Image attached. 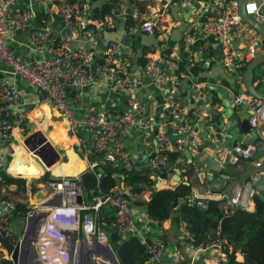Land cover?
Instances as JSON below:
<instances>
[{"label":"built area","instance_id":"1","mask_svg":"<svg viewBox=\"0 0 264 264\" xmlns=\"http://www.w3.org/2000/svg\"><path fill=\"white\" fill-rule=\"evenodd\" d=\"M22 0H0V61L3 62L19 79L25 80L32 87L43 90L49 102L54 104L66 119L68 128L75 132L82 128L86 134L80 139L82 146L89 153L100 155L94 165L108 164L122 166L125 171L133 169L130 160V152L123 136L132 129L147 131L153 125L154 115L163 111L166 115L162 129L156 135V142L167 141V131L172 138V150H190L192 170L199 177L200 183L207 186L211 180L223 182L224 189L220 192H206L192 195L197 206L207 209L209 201H224L223 209L232 210L241 208L251 209L250 199L258 191L254 182L264 175L263 170L254 171L253 175L245 181V185L235 183L231 172L221 171L220 167L213 170H200L199 160L205 152H211L213 147L201 149L202 143L200 132L210 126L212 141H226L232 137L230 130L235 126L234 118L225 119L222 129L212 125L210 115L211 99H208L210 90L206 83L219 86L226 79L229 81L227 98L234 109L248 113V123L251 128L259 130L264 126V101L250 95L244 86L243 74L247 64L263 51L264 42L256 29L247 22L241 20L238 13V0H206V3L197 0H163L160 8L153 15L140 13L138 7L129 4L128 0H120L118 6L110 13L100 18L91 15L90 0H27L32 7L41 8L47 16L57 15L61 17L67 33L52 32L43 27L29 29L33 17V9L23 8L15 10V4ZM209 5L206 8V5ZM175 5L185 8L188 13L189 23L181 25L171 23L163 24L164 16H167ZM206 11L201 19L199 14ZM245 13L256 22L264 25V0H245ZM132 15V20L137 24L141 33L155 35L159 39L162 52L169 43L172 31L178 26L183 35L182 52L188 59L187 68H191L200 62L202 50L195 53L192 50L194 32L198 29L204 38H215L220 42L221 66L227 77H217L215 82H202L197 77L187 72H177V59L181 46L178 43L172 45L168 55L155 57L148 56L144 65V73L153 82L158 97L149 104L144 103L138 97L139 85L132 77L126 65V58L134 55L133 48L119 41L110 42L102 51L99 60L94 63L93 80L104 86L113 87L123 95H127L126 108L121 112L106 111L101 108H93L78 119L75 110L68 100V90H76L85 85L90 79V67L93 63L91 51L87 48L73 49L69 46L71 39L80 36L86 37L94 45L102 31L114 25L117 16ZM201 22V29H199ZM13 26L18 31H27L28 47L35 54L41 55V60L31 63L21 55L14 52L7 41V27ZM237 43L238 47H233ZM242 46V49H239ZM245 50V52H243ZM189 79L190 99L193 108L188 112L181 108L177 99L180 80ZM254 86L264 87V74L253 81ZM241 88H244L243 90ZM260 91V88H257ZM18 90L14 81L0 87V171L8 170L10 152L8 143L14 136V130L23 126L28 119V112L19 109ZM163 106V107H162ZM237 113V112H236ZM240 114V113H238ZM208 130V129H207ZM229 156L226 163L234 165L242 161L244 166L253 165L259 167L261 160L256 144L242 140L237 143L232 151L218 149L217 157ZM190 160L178 157L174 165L186 166ZM147 167L152 173L167 167L166 155H150ZM176 178L178 176H175ZM123 178V175L121 176ZM121 178L118 179L120 182ZM155 179V177H152ZM181 180V178H180ZM157 188H172L177 185L175 178L164 180L156 177ZM76 179L64 174L55 178L51 177L46 182L49 195L45 201L35 204L25 213L16 209L12 200L4 198L0 194V239L13 245L29 233L31 248L21 253V264H74L75 261H86L93 256L91 264H111L102 259V253L97 255L99 245L109 246L108 230L99 225L102 216L99 214L100 207H108L113 211V220L109 223L111 229L117 231L122 237L127 235L138 236L144 241L145 252L149 256L147 264H172L163 258L165 243L159 235L148 237L144 228L137 225L141 213L135 206L122 197L123 191L118 187L110 189L104 194H92L91 203L85 204L82 188ZM123 183V182H122ZM228 187V189H225ZM151 191L143 194L147 201ZM81 197V202H79ZM93 210L81 218V211ZM17 218L20 229L13 220ZM156 223V222H155ZM83 235L86 242L81 243L79 236ZM96 236V241L92 238ZM70 237H74L76 243L70 248ZM180 237L188 241L192 246L194 255L203 254L207 250L218 248L221 244L219 239H208L198 244L192 243L190 231L183 229ZM113 249V248H112ZM12 251L0 252L1 259L11 260Z\"/></svg>","mask_w":264,"mask_h":264},{"label":"crops","instance_id":"2","mask_svg":"<svg viewBox=\"0 0 264 264\" xmlns=\"http://www.w3.org/2000/svg\"><path fill=\"white\" fill-rule=\"evenodd\" d=\"M138 1L141 3L143 2V0ZM198 1L203 3L207 2L206 0H197L196 5L199 3ZM162 2L163 0H149V3H144L141 7L138 8L140 10V13L142 14L146 13L153 15V13L160 8V4H162ZM29 7L33 9V17L30 21L29 29L33 30L46 27L52 32H62L64 34L67 33L61 17L57 15L47 16L46 14H44L41 8L32 7L27 0H22L15 4L16 11ZM176 7L178 8V10L176 9ZM173 9H175V15H173L172 13ZM186 13L187 12L185 11L184 7L175 5L172 8L171 12L167 16H164L163 24L165 26L171 23L175 24L178 23V20L183 26L190 24L189 19L187 20V22L182 21L183 16ZM171 16H173L174 19H172ZM126 18V16H117L114 25L104 29L96 44L94 45H92L89 40L83 36L71 39L69 42V46L73 49H89L93 57V63L90 67L89 81L76 90H68L67 94L68 100L72 104L75 110V115L78 119L84 116L88 112V110L93 108H101L106 111L112 112H121L126 108L127 95H123L115 88L104 86L92 79L94 72V63L96 62V60L100 59L103 49L112 41H119L121 43L128 44L134 50V55L128 56L125 62L128 70L132 74V77L137 81L139 85L138 97L142 99L146 104H149L152 100L158 97V92L153 85L152 80L144 73V66L142 67L138 63V57L141 55V47L143 46L140 42V38L143 33H141L137 28L136 23H126ZM177 28L180 27L178 26ZM180 30L182 29L180 28ZM6 38L10 48L29 62L36 63L41 60V55L35 54L28 47L27 31H18L13 26H8ZM191 47L194 53L198 49L202 50V54L200 55V62L197 64V66H201L204 68L202 74L206 77V79H208L207 81L215 82V78H223V74L221 73V70L223 69L221 66L222 55L219 40L215 38H204V36L201 35L200 30L197 29L194 32L193 44ZM242 48V46H239V49ZM150 54L158 57L161 55V51L159 49L153 48V52L149 53L148 56ZM262 70L264 71V65H262ZM11 81H14L18 90L19 109L28 112V119L26 123L31 122L35 126L34 130L30 134V144H33V142H35V144H39L41 143L40 141L45 138L49 142H51L53 148L59 154V161H57V163L53 164L50 167H42L38 163L33 164L32 161L35 162L33 152L29 150L23 143L24 138L22 136H26L29 133L25 123L23 126L14 130V136L8 143V150L11 153L10 164L13 165L15 169L19 171V173H22L18 176H14L13 178L25 179L26 186L29 188L31 185H34L37 180H44V182H41L40 184L43 188V183L46 184V182L51 179V177L55 178L59 174H64L73 179H76L82 171L86 170L87 168L96 166L94 164L99 160L100 155L93 152L89 153L87 149H85L80 143V139H84L86 137L84 130L82 128H77L75 132H71L68 128L66 119L61 116L59 109L54 104L48 101L46 94H43L40 88L32 87L27 81L19 79L17 76L13 75L11 70L3 62L0 61V87L6 85ZM259 88L260 91L264 93V87L259 86ZM241 89L243 90L244 88ZM228 90L229 84L223 81V84L218 86V90L216 92H213L214 97L212 99L219 98L216 94L217 92H221L223 96L226 97ZM186 92V85H182L178 88L176 96L181 108L188 112L191 104L186 100ZM212 107L213 106L210 102V108ZM213 109L216 112H220L223 109L221 100L214 104ZM235 111L237 113H241L239 112L241 111V109H235ZM210 117L212 116L210 115ZM222 118L226 122V118ZM165 120L166 115L161 110L154 115L153 125L147 131L132 129L124 134L123 141L129 149L130 160L134 168L147 169L148 158L151 154L164 149H171L173 141L169 140L168 136L166 142L155 141L157 133L162 129H166V126L163 124ZM211 120L213 123L214 120L212 118ZM207 129L208 134L210 135L212 129L210 128V126L207 127ZM262 130H264V126L259 128L260 134H262ZM38 132H41V134H38ZM166 134H168V131ZM63 137L66 139H64ZM244 140H246L247 142H252V138L250 137V135L244 136ZM77 144H79V146ZM16 148L19 149L15 150ZM209 148L212 149V147ZM258 156L261 162H264V156H262L260 153ZM182 158L187 159L185 156H182ZM220 158L222 159V157ZM187 160H190L191 162L190 158H188ZM36 166L48 172L46 174L39 173V175L35 176L33 175V171H37ZM52 171H55V173ZM174 178L176 177L174 176ZM243 179L239 184L244 186L245 181ZM32 180H35V182H28ZM187 181L188 179L186 180V182ZM158 184L159 182H155V185ZM192 186L193 187L191 192H194V196L197 193H200V190H198V184L193 183ZM118 187H120V190L123 191V194L129 196V199L132 202L145 201L143 199V194L145 191L149 190L147 186H144V190L141 193H131L129 187L125 186L122 182H120V185ZM14 189V185L8 187V190L10 191H13ZM37 190L38 189L36 188V191ZM47 193H45V191L43 192V197H40V202L45 201ZM32 194H34V192L25 193V196L28 195L27 200H31V202L32 199L29 198H31ZM224 203V201H220L219 207L217 206L216 209L218 210L219 208L220 211H224ZM250 203V211H252L254 209L253 199H250ZM136 208L141 213L137 225L144 228V232L148 237L160 235L161 233L165 235L166 243L163 255V258L165 260L169 261L172 264H218L220 262V252L218 249L207 250L203 254H199L197 256L194 255L192 253V245L188 241H185L180 237L183 231V225L180 227L181 231H179L178 234L174 228L171 229V221H166L162 225H158L157 223H155V221H152L145 216V210L143 206H136ZM13 222L16 223L18 228L20 229V224L17 218H15ZM4 251H7V249L0 243V252L4 253ZM237 257L241 259V254L238 253Z\"/></svg>","mask_w":264,"mask_h":264},{"label":"trees","instance_id":"3","mask_svg":"<svg viewBox=\"0 0 264 264\" xmlns=\"http://www.w3.org/2000/svg\"><path fill=\"white\" fill-rule=\"evenodd\" d=\"M94 1L96 0H91V2ZM128 1L129 4L136 7L149 3V0H143L142 3L138 0ZM119 2L120 0H107L106 5L102 9L92 10V17L100 18L106 13H110L113 8L118 6ZM171 18L174 19L173 16ZM182 21L187 22L184 19ZM126 23L135 24L131 14L127 16ZM175 43L181 46L179 58L177 59V72H187L191 76L197 77L199 81H207L208 79L202 74L204 71L203 67L194 65L189 69L187 68L188 59L186 54L182 52V34L176 37L171 34L168 46L161 54L168 55L172 45ZM152 52L153 48L151 47H141V55L138 57L140 66L143 67L145 65L148 60V54ZM262 74H264V71L261 65L255 69L253 81ZM224 82L229 84L227 79ZM255 87L259 88L258 85H255ZM219 100V98L211 99V104L214 105ZM185 151L164 149L154 152L152 155L159 154L168 157L167 167L154 173L149 168L136 169L133 167L132 170L125 171L120 165L111 166L107 164L87 168L76 178L82 188L84 203H91V193H107L117 185V180L123 175L121 181L125 186L129 187L131 193H141L144 190V186H147L151 191L149 199L143 202H132L129 196L122 194V197L133 206H143L145 216L148 219L155 221L158 225H162L164 222L169 221L170 214L174 211L176 216L170 222L171 229L174 228L179 234V231H181L180 227L183 225V229L190 231L194 245L209 238L219 239L221 244L218 248H215L220 252V262L218 264H264V194L261 192L253 194L254 209L252 211L241 208L226 211L223 209L224 211H220L219 208L218 210L216 209L217 206L219 207V201H209L207 209H202L192 199V184L186 183L189 178L188 171L193 169L191 162H186V166L174 165V161L178 157L185 156L187 159H192L191 155L189 156ZM37 171V175L48 172L41 169H37ZM174 176H178L182 180L176 186L172 188L155 187L156 177L169 180L174 178ZM152 177H155V179ZM243 180L246 181L247 178L245 177ZM11 185L15 186L13 191L8 190ZM28 190L33 193L36 188L34 185H31L30 188L27 187L26 180L23 178L9 177L0 180V194L4 198L10 200V197H17L22 199L20 201H12L16 204V209L21 213H25L31 208L23 201ZM180 200H184V202L180 204ZM86 213H93V210L81 211L82 219ZM99 214L103 217L99 221V225L103 229L108 230V240L119 263L147 264L149 256L145 252V243L148 240L144 241L134 235L122 237L117 231L111 229L109 223L113 220V211L108 207H100ZM159 236L166 243L165 235L161 233ZM0 243L8 251L13 249V245L5 240L0 239ZM238 253L241 254V259L237 257ZM0 264H13V262L8 259H1Z\"/></svg>","mask_w":264,"mask_h":264},{"label":"water","instance_id":"4","mask_svg":"<svg viewBox=\"0 0 264 264\" xmlns=\"http://www.w3.org/2000/svg\"><path fill=\"white\" fill-rule=\"evenodd\" d=\"M106 3H107V0H96L94 2H91V9L92 10L102 9L106 5ZM244 3H245V0H238V13L241 17V20L244 22H247L251 27L256 29L258 31V33L261 35L262 41L264 42V25L256 22L254 19H252L251 17H249L245 13ZM208 7H209V5L207 4L206 8H208ZM176 9L178 10L177 7H176ZM172 13H173V15H175V9H173ZM205 13H206V11H202L200 14V17L203 18ZM187 15H188L187 13L184 14L183 18H185V19L188 18ZM201 25H202L201 22H199V29H201ZM171 34L174 37L179 36L180 28H175ZM140 42L143 46L152 47V48H156V49L160 48L159 39L155 35L142 34L141 38H140ZM233 47H237V43H234ZM243 52H245V50H243ZM261 65H264V50L261 51L254 59H252L247 64L245 71H244V74H243V82H244V86L246 88V91L250 95L264 101V93L259 91L253 84L254 71L258 66H261ZM140 69H141V67H140ZM221 71H222L221 73L223 74V77L224 78L227 77L225 72L223 73V70H221ZM228 81H230V80H228ZM180 85L181 86L186 85V87H187L186 100L191 104L190 109H192L193 106H192V102L190 99L189 79L187 77L182 78L180 80ZM206 87L210 90V92L208 94V99H212L214 97L213 92H216L218 90V87L213 85V84H210V83H206ZM41 91L43 94H45V92L43 90H41ZM216 94L222 102L223 109L220 112H216L214 109H209L207 111V113L209 115H211L212 119L214 120L212 125L215 126L217 129H222L224 127V124H225V122H223L224 120L222 117H225L226 119L234 118L236 120V124L230 130L232 137L227 139L224 142H221L220 140L212 141V139H211L212 137L207 136V134H208L207 128L202 129V131L200 132V138L202 140V143L200 144L199 147L201 149H204V148H207L209 146H212L213 149L211 152H205L204 157H202L199 160L200 170H213V171H215L222 164L221 171L231 172L235 178L234 182L240 183L242 181V179L245 177L247 179H249V177H251V175H253L254 171H258V170L264 171V162L262 161L261 165L259 167L258 166L255 167L253 165L246 167V166H244L243 162L239 160L234 165L231 166V165H228L226 163V161L229 158L228 155L224 156L223 159H221V158L216 156V152L218 149H220V150L225 149L227 151H232L234 146L244 139V136L250 135V137L252 138V142L254 144H256V146H257L258 152L262 156H264V130H262V134H260L258 129L251 128V126L249 125L248 120H247L248 119V113L247 112H243L240 114L236 113L235 109L233 108V106L230 103V100L227 97H224L221 92H217ZM26 127H27L29 133L26 136H22L24 138L23 143L25 144V146L29 150H31L33 152L34 159H35L36 163H38L42 167L43 166L50 167L53 164L57 163V161H59V154L53 148V145L51 144V142H49L47 139L44 138L42 141H40L41 143H39V144L38 143L35 144V142H33V144H30V142H29V139H31L30 134L34 130L35 126L31 122H28V123H26ZM38 134H41V132H38ZM167 136H168L169 140H172L170 134H167ZM77 145L79 146V144H77ZM186 153L188 155H191L190 150H187ZM191 161H192V159H191ZM10 163H11V159L9 157L8 165H10V167L8 168V170L0 171V180H3L5 178H9V177L18 176L19 174H22V173H19V171H17L15 169V167L13 165H11ZM33 168H35V167H33ZM37 174H38L37 171H33V175H37ZM195 175H196L195 171L189 169V171H188L189 178H188V181L186 183L187 184H193V183L198 184V190H200V192H202V193L206 192L208 189L211 192H220L224 189L225 184L223 182L220 183L217 180H211L208 187H207V186L201 184L199 177H197ZM175 180L177 182H179L180 177L175 178ZM117 184H120L119 180H117ZM253 185L258 192H261L264 194V175L261 176L258 180H256ZM225 189H228V187H225ZM193 194H194V192H191V195H193ZM79 202H81V197H79ZM182 202H184V200H180V204ZM175 216H176V214L174 213V211H172L170 214L169 221H172ZM92 238L94 239V241H96L97 237L92 236ZM30 242H31V239L29 237H24L21 239V241L19 243L16 244V246L13 248L12 255H11V259H12L13 264H21V261H20L21 253L22 252L24 253L26 251V249L31 248ZM84 242H86V238L84 236H82L81 243H84ZM75 243H76L75 238L70 237L69 242H68V244L70 245V248ZM96 253L99 256H100V253H102L103 254L102 259L110 262L111 264H120L117 257H116L114 250L107 245H106V247L99 245V247L96 249ZM100 263L106 264L104 262H100ZM74 264H91V260H90V258H88L84 262H82V261L76 262L75 261Z\"/></svg>","mask_w":264,"mask_h":264},{"label":"rangeland","instance_id":"5","mask_svg":"<svg viewBox=\"0 0 264 264\" xmlns=\"http://www.w3.org/2000/svg\"><path fill=\"white\" fill-rule=\"evenodd\" d=\"M68 124V123H67ZM17 149H19V148H16V150ZM32 163L34 164V163H36V161L35 162H33L32 161ZM36 168L37 169H41L40 167H37L36 166ZM56 169H57V167H56ZM42 170V169H41ZM52 172H54L55 173V171H52ZM29 183H34L35 182V180H32V181H28ZM41 182H44V180H37L35 183H34V185L36 186V188L38 189L36 192H34V194H32V196H31V198H29V199H32V202H31V200H27V198H28V195L25 197V199H23V201L24 202H26L29 206H34L35 204H37L38 202H40V197H43L42 195H43V192L45 191V193H47V192H49V189L46 187V184L45 183H43L44 184V187L42 188L41 187ZM38 184V185H37ZM40 188V189H39ZM28 193H30L29 191H27ZM30 195V194H29ZM47 195H49V193H47ZM44 199V198H43ZM10 200H12V201H20V200H22L21 198H14V197H10ZM31 206V207H32ZM33 208V207H32ZM82 236L83 235H80L79 236V239H81L82 238Z\"/></svg>","mask_w":264,"mask_h":264},{"label":"bare ground","instance_id":"6","mask_svg":"<svg viewBox=\"0 0 264 264\" xmlns=\"http://www.w3.org/2000/svg\"><path fill=\"white\" fill-rule=\"evenodd\" d=\"M64 134H65V133H64ZM62 135H63V134H62ZM64 137H65V136H64ZM64 137H63V138H64ZM64 139H66V138H64ZM26 236H29V233H27L26 235H24V237H26ZM90 260L94 261V257L92 256Z\"/></svg>","mask_w":264,"mask_h":264}]
</instances>
